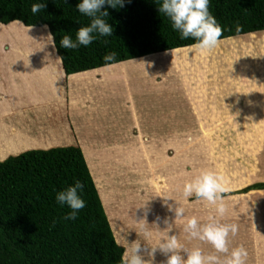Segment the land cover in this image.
<instances>
[{
    "label": "crops",
    "instance_id": "obj_1",
    "mask_svg": "<svg viewBox=\"0 0 264 264\" xmlns=\"http://www.w3.org/2000/svg\"><path fill=\"white\" fill-rule=\"evenodd\" d=\"M10 25L24 26L20 22ZM35 46L36 51L41 50L40 53L34 50L35 53L40 55L44 47ZM51 48L50 55L43 53L37 62L43 64L39 70L27 65V62H33L31 59L24 61L20 57L21 68L0 70V162L28 151L79 145L116 240L125 252L141 244V255L146 260L166 264L167 256L160 250L151 256L148 253L168 236H176L187 251L199 248L205 256L217 255L225 261L232 250L243 246L247 251L246 264H264V191L220 198L227 208L220 216L217 205L199 200L195 194L187 199L184 197L185 185L193 180L192 172L157 155L166 153L167 149L171 151L169 147L178 137L177 127L183 122L187 123L185 130L193 132L192 112L188 110L184 116L177 117L176 98L165 100L168 109H164L166 105L147 100L153 95H163L157 90L159 63H154L156 69L149 68L155 59L164 62L166 55H152L68 77L63 65L62 70H58L56 54ZM3 60H7L6 55H0V63ZM59 61L62 63L61 58ZM131 64L136 66L131 68ZM116 71L123 77L119 83L124 86L121 96L126 97L114 101L108 87L111 86L109 76ZM258 71L256 80H264L262 72ZM246 74L247 71L243 74L242 70L241 77L247 78ZM136 81L142 83L141 89L135 88ZM144 84L148 89L140 94ZM97 86L102 96L96 97ZM262 90L261 97L264 88ZM204 106L199 110L202 111ZM154 107L158 110L156 115L153 114ZM257 108L263 109V102L253 107L254 110ZM216 110L219 114L220 109ZM150 122L154 125L153 131ZM261 146L247 150L253 160L259 161L246 169V177H241L246 188L264 183V157L259 155ZM21 147H24L23 151ZM154 157L162 158L160 163H165L157 165L153 162ZM257 174L262 178L254 177ZM166 201L183 208V217L177 218L170 212ZM192 218H196L201 226L210 222L236 225L238 232L229 236V253H217L210 243L192 238L185 231ZM165 219L168 224L164 223ZM169 224L172 225L170 232ZM140 235L148 242L139 240Z\"/></svg>",
    "mask_w": 264,
    "mask_h": 264
},
{
    "label": "trees",
    "instance_id": "obj_2",
    "mask_svg": "<svg viewBox=\"0 0 264 264\" xmlns=\"http://www.w3.org/2000/svg\"><path fill=\"white\" fill-rule=\"evenodd\" d=\"M81 0H0V24L20 22L47 28L54 37L66 75L72 76L120 63L187 50L196 43L180 39L171 20L159 12L163 0H125L123 8L105 6L104 19L113 35L99 37L78 49L60 47V40L91 23L76 5ZM46 8L33 14L32 5ZM209 12L222 29L220 42L264 32V0H210ZM219 42V43H220ZM115 52L116 59L104 57ZM83 185L85 208L77 219L56 201L58 192ZM264 191L258 183L236 192ZM231 195V194H228ZM221 193L220 198L228 196ZM125 249L114 235L98 188L80 147L33 150L0 162V264H123Z\"/></svg>",
    "mask_w": 264,
    "mask_h": 264
},
{
    "label": "rangeland",
    "instance_id": "obj_3",
    "mask_svg": "<svg viewBox=\"0 0 264 264\" xmlns=\"http://www.w3.org/2000/svg\"><path fill=\"white\" fill-rule=\"evenodd\" d=\"M28 29L20 25L6 27L0 24V55H6L7 59L1 61L0 70L21 68L18 57L24 61L27 58L31 59L33 62H27V65L30 64L31 68L39 70L43 64L37 62H40L43 53H50L51 47L56 54V57L54 55L56 66L58 70H62V63L51 38L50 44L43 48L44 52H41L40 57H37L34 51L38 49L35 45L40 47L42 39L49 36V29L47 28L46 35L38 33V30ZM222 42L210 52L201 53L199 50L187 48L164 53L166 55L164 62H156L155 59L152 64L159 63L160 70L157 90L163 95H153L147 100L152 99L155 104L166 105V99L174 101L176 98L177 117L184 116L188 110L192 112L193 132H187L184 128L187 127V123L183 122L177 127L178 137L169 147L171 151L168 152L167 149L166 153L157 154L158 157H167L168 160L192 172L193 180L203 171L214 172L222 177L225 187L223 193L236 195V192L246 188V184L241 183L242 175L243 177L247 175L246 169L259 161L253 160L251 152L247 150L262 145L259 155L264 157V94L261 97L264 80H256L255 75L256 71L260 70L258 72H262L264 76V33L259 32ZM134 66L136 65H130L131 68ZM156 68L154 64L149 69ZM126 70L128 69L124 71ZM242 70L243 74L247 71V78L241 77ZM109 77L111 86L108 87V91L113 95L112 99L116 101L121 97L125 98L126 96H121L124 88L119 83L123 81L121 73L116 71ZM146 80L148 77L145 78V83ZM134 86L141 89L142 83L136 81ZM147 89L144 84L140 94L144 91L146 93ZM95 93H98L96 97L102 96L98 86ZM136 99L139 97L136 96ZM262 102L263 109H253L256 104ZM202 105L205 106L201 111L199 108ZM168 106L166 105L164 109H168ZM216 108L220 109L219 114H216ZM153 110V114L156 115L158 110L155 107ZM150 124L153 131L154 125L151 122ZM154 158L153 162H157V165L165 163H160L162 158ZM262 166L264 167V162ZM254 177L262 178L259 174ZM140 238L148 242L145 236L140 235L139 240Z\"/></svg>",
    "mask_w": 264,
    "mask_h": 264
},
{
    "label": "clouds",
    "instance_id": "obj_4",
    "mask_svg": "<svg viewBox=\"0 0 264 264\" xmlns=\"http://www.w3.org/2000/svg\"><path fill=\"white\" fill-rule=\"evenodd\" d=\"M209 3L210 0H163L159 12L171 20L172 27L180 33L181 40L193 39L196 43L191 46L192 49L206 53L218 46L222 36L220 25L209 12ZM106 5L113 9L123 8L125 0H81L76 8L81 14L90 17L91 23L76 32L75 40L70 35L63 36L60 40V47L75 50L81 46H89L99 37L113 35V27L104 19L109 16ZM45 8V3H36L32 5L31 11L36 14ZM48 37L54 44V37L51 34ZM116 55L115 52L108 53L104 57L105 62L114 61ZM249 103L252 102L249 101ZM83 188L84 185L80 181H76L74 186H69L57 193V203L70 209L64 217L65 220L77 219L80 210L85 208V201L80 195ZM224 191L222 177L211 171H203L185 185L184 197L187 199L195 194L197 199L217 205L218 214L223 216L227 212V208L220 201V194ZM218 201L220 202L218 203ZM166 207L170 212H174L177 218L183 217V208L174 207L167 201ZM164 223L168 224L169 222L165 219ZM171 230L172 225L169 224L168 232ZM185 231L189 232L192 238L210 243L217 253L227 254L229 253V236L230 234L235 235L238 232V227L236 225H221L217 222L201 226L196 218H192L187 222ZM157 249L167 256L166 264H246L247 258V251L243 246L232 250L225 261H221L217 255L205 256L199 248L187 251L179 244L176 236H168L166 240H162L155 249H151L148 255H153ZM141 252V244H136L130 251L126 250L123 264H153V261L146 260Z\"/></svg>",
    "mask_w": 264,
    "mask_h": 264
},
{
    "label": "bare ground",
    "instance_id": "obj_5",
    "mask_svg": "<svg viewBox=\"0 0 264 264\" xmlns=\"http://www.w3.org/2000/svg\"><path fill=\"white\" fill-rule=\"evenodd\" d=\"M10 26H14V25H9V26H6V27H10ZM16 27H18V26H16ZM30 29V28H29ZM28 29V30H29ZM31 29H33V30H38L39 32L38 33H43L44 35H46V30H47V28H31ZM2 30V29H1ZM22 30H25V29H22ZM5 31H6V29H5ZM2 33V32H1ZM21 36H23V34L21 35ZM6 37V35L4 36V38ZM37 37H39V36H37ZM37 37H36V39H37ZM1 40V39H0ZM6 40V39H5ZM40 42V41H39ZM42 45H40L41 47L43 46V47H45V48H47V46H48V44H50V38L49 37H47L46 36V38H43L42 39V41L40 42ZM39 43V44H40ZM33 48V47H32ZM32 48H30V49H32ZM35 48V47H34ZM184 49H186V48H184ZM37 49H35V51H36ZM44 49H42V52H44L43 51ZM179 50H181V49H179ZM177 51V50H176ZM16 52H19V51H17L16 50ZM22 52V51H21ZM28 52H30V51H28ZM27 52V53H28ZM37 52V51H36ZM46 52V51H45ZM174 52V51H173ZM26 53V54H27ZM37 53H40V52H37ZM48 53V52H47ZM23 54H24V52H23ZM49 54V53H48ZM35 55V54H34ZM34 55H32V57L33 58H36ZM50 55V54H49ZM22 56V55H21ZM24 57V56H23ZM37 57H40V55L39 54H37ZM49 57V56H48ZM26 59V58H25ZM12 125H13V123H11ZM2 126V125H1ZM14 126V125H13ZM3 127V126H2ZM6 136V135H5ZM10 141V140H9ZM17 142V141H16ZM21 146V145H20ZM8 148V147H7ZM22 148H24V147H21V150L23 151V149ZM19 150V149H18Z\"/></svg>",
    "mask_w": 264,
    "mask_h": 264
}]
</instances>
